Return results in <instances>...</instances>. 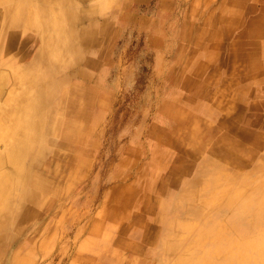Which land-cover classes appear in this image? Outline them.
Wrapping results in <instances>:
<instances>
[{"label": "rangeland", "instance_id": "obj_1", "mask_svg": "<svg viewBox=\"0 0 264 264\" xmlns=\"http://www.w3.org/2000/svg\"><path fill=\"white\" fill-rule=\"evenodd\" d=\"M37 1L0 0V39L21 7L37 18ZM46 6L66 28L48 34L49 65L18 72L36 50L0 56V245L39 214L0 260L264 264V0ZM25 18L30 34L44 31L42 15ZM22 137L61 169L52 194L35 198ZM240 207L242 229L229 223Z\"/></svg>", "mask_w": 264, "mask_h": 264}, {"label": "bare ground", "instance_id": "obj_2", "mask_svg": "<svg viewBox=\"0 0 264 264\" xmlns=\"http://www.w3.org/2000/svg\"><path fill=\"white\" fill-rule=\"evenodd\" d=\"M48 1L49 0H38L37 1L40 4L39 5V8L40 9H38L39 11L37 12V14H38V16L39 15H42V17H43V20H44V31H42L39 34H37V32H35L34 34H30L28 32V31L34 32L37 29L35 28L36 27L35 24H34L35 22H32L31 27H27L25 25L26 24L25 21H23V18L24 17H26L25 19H27V18H30L32 16V14L30 13V10H28V9H30V6H27V7H24L23 9L21 7V9L19 10L20 12L16 16V17L19 18V22L17 21V22H14L15 24L14 23L12 24L13 29H8V30H5V31H3L1 33V36L2 37L0 39V56L2 54L7 53L9 55V56H7V59H8L9 62L12 61V60L14 61V59H17L18 60L20 58L19 52L20 53H23V54H30L31 53V50H36V52L34 51V53L31 54V58H30V60L27 63L24 62V64L22 66H18V72H21V71H24V70H26L28 72H32V70H33V68H34V66L36 64L41 65L42 62H44L43 57H42L43 48H45L47 45L49 46V44L51 42V41L48 42V40H49L48 34L49 33L50 34L51 33H55V34L64 33L65 30H66L65 26L60 21V18L62 16L61 15H56L54 13L53 9H49L46 6V3ZM66 1H69V0H66ZM38 16H37V18H38ZM32 17H34V16H32ZM32 17L30 19H33L34 21L37 20V18L34 19ZM75 21L78 22L79 21V18H76L74 20V22ZM14 27H16V28H14ZM56 41L58 43H60V45H65V43L67 44L66 40L59 41V40L56 39ZM46 65H49V62H47V63L44 62V66H46ZM15 68H17V67L15 66ZM6 71H8V70H4L3 68H0V86L5 83V73H6ZM12 71H14V68H13ZM7 73L9 75V72H7ZM15 75H16V73H15ZM68 76L69 75H66V78L64 79V83H66V84H68V82L71 81ZM13 77H14V75H13ZM6 78H7V76H6ZM33 83H34V80L32 81L30 79L29 80V83L27 85V86H29V85L31 86V89H30V92L29 93L32 94V95H36L35 93H37V95L40 94L38 92L37 87L32 86ZM51 83L54 86V81L53 80H52ZM46 85H47V83H46ZM46 85L43 84V87H42V90L43 91H46L47 90V86L48 85L47 86ZM3 86H2V88H3ZM5 86H7V85H5ZM16 86L17 85H15L14 88H16ZM64 88L65 87H62L61 88L62 92H63V89ZM52 90H51V92H52ZM43 91H41V92H43ZM72 91L76 94V90L75 89H72ZM23 92L24 91H22L20 94H22ZM1 93H3V92H2V89L0 88V94ZM24 94H22V95L25 96ZM62 94H64V93H62ZM22 95H20V97H22ZM40 95L42 96L41 100L43 102V104L41 103V105L45 106L46 105L45 104V101H43V100H45L44 99L45 98V94H40ZM25 98H30V97H25ZM66 100H67V98H66ZM30 107H32V106H30ZM32 112H33V110H32ZM25 141H24V139L22 137V143L19 144V151H18V154L16 156H17V160L19 162L25 163V161H26L28 163L27 164V167H30V169L28 171L27 179L29 178V181L30 182L32 180V187L34 189L35 198H38V196L39 197H43L46 194L47 195L48 194H52V190L51 189H53V188H50L51 187L50 184H52V182H56V183L62 184V182L61 181H58L57 178H56V180H55V178H53V176L55 177V175H57L59 173L61 175H63L61 173V169L60 168H55V167L51 166L50 163H49L48 167H45L44 164H43V162H40L39 160L34 159V157L37 154L36 153H32L31 151L28 150L29 149L28 148V144L25 143ZM55 153H56V151H55ZM26 155L28 156V158L27 159H24V156H26ZM34 164H36V165H34ZM42 168L45 169L46 171H42L41 170ZM2 172H4V171H2ZM53 173H55V175ZM256 200H257V198H256ZM38 215L39 214H38L37 210H30L29 209V211H27V214H25L23 216L24 218H22V221H19L18 233H17L18 235L15 236V237L14 236H11V235H7V237L9 238L8 246H7V244L6 245L5 244L0 245V253L3 252V250L5 251L6 248L9 247L10 244L13 241H15L18 237H20L19 233L24 232L26 229H28L31 226V224H33V222L36 220V218H37ZM243 215L245 216V214L243 213L242 207L237 208V210H235V213H234V215L232 217V221L230 220L231 222H229L230 225H233L234 227H237V228H238V226H240V229H242V226L240 225L241 223H239V221L243 218ZM244 219H245V217H244ZM220 229H222V228H220ZM221 231H222V233H224V234H222L223 236L224 235H227L228 228L225 226V228L222 229V230H220L219 232H221ZM215 240H216V242H221L219 238L218 239L215 238ZM222 251L225 252L226 250H222ZM14 256H16V254H13L12 253L11 254V257H14ZM209 259H210V257H209ZM8 261H9V258H8ZM4 262H5V260H4ZM4 262H3V260H0V264H4ZM241 262H242V260H241ZM243 262H245V261H243ZM224 263H226V264L229 263V258H227V256L224 257Z\"/></svg>", "mask_w": 264, "mask_h": 264}]
</instances>
